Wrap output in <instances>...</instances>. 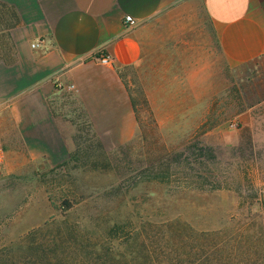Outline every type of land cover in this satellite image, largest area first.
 I'll return each mask as SVG.
<instances>
[{"label":"rangeland","instance_id":"rangeland-1","mask_svg":"<svg viewBox=\"0 0 264 264\" xmlns=\"http://www.w3.org/2000/svg\"><path fill=\"white\" fill-rule=\"evenodd\" d=\"M139 39V62L116 70L131 138L79 114L67 154L5 153L0 264L35 254L27 237L56 240L51 264H264V59L229 67L198 1Z\"/></svg>","mask_w":264,"mask_h":264},{"label":"crops","instance_id":"crops-1","mask_svg":"<svg viewBox=\"0 0 264 264\" xmlns=\"http://www.w3.org/2000/svg\"><path fill=\"white\" fill-rule=\"evenodd\" d=\"M193 1L229 67L264 59V0H0L6 155L15 146L35 156L67 154L65 126L79 114L95 132L111 123L119 140L131 138L135 118L116 70L139 62L142 26ZM124 16L136 26L125 27ZM104 54L111 66L99 64Z\"/></svg>","mask_w":264,"mask_h":264},{"label":"trees","instance_id":"trees-1","mask_svg":"<svg viewBox=\"0 0 264 264\" xmlns=\"http://www.w3.org/2000/svg\"><path fill=\"white\" fill-rule=\"evenodd\" d=\"M199 148H198V151H199V153L201 154L202 153V151H205V152H208V154H210L211 156L213 155L212 154V152H211V149L209 148V147H205L204 145H202L201 143H199ZM185 179H188V178H191L190 177V175H185V177H184ZM184 187H182V188H189V187H187L186 185H183ZM192 189L193 190H203V188L202 187H198V186H196L195 185V187H192ZM211 189L213 190V187H211ZM214 189H218V188H214ZM37 234V233H36ZM32 237V236H31ZM25 242H26V248H25V250L28 252V251H31V253L33 252V250H34V252H35V254H32V255H29L28 257H26V256H24L23 257V261H19V264H43L44 262H46V263H44V264H51V262H52V259H53V257H52V259L50 258V254L52 253H50V254H48V256H46L45 255V252L47 251V250H50L51 248H50V245L52 246V245H54V243L56 242V240L54 239V238H50V239H48V240H42L41 242V244H37L36 243V239H34V237H32V238H28L27 237V239H25ZM25 246H23V247H19V258H21V256L24 254V252H22L21 250H23L24 249V247ZM33 246V247H32ZM46 246V247H45ZM37 248V249H36ZM31 249V250H30ZM39 250V251H38ZM10 254V253H9ZM8 254V255H9ZM46 256V257H45ZM52 256H54V255H52ZM32 258H34V260H31ZM43 259L45 260L43 263H42V261H43Z\"/></svg>","mask_w":264,"mask_h":264},{"label":"built area","instance_id":"built-area-1","mask_svg":"<svg viewBox=\"0 0 264 264\" xmlns=\"http://www.w3.org/2000/svg\"><path fill=\"white\" fill-rule=\"evenodd\" d=\"M123 23H124L125 27H127V28H133L136 26L134 19L130 16H124ZM31 46L35 47V45H31ZM98 62H99V64H101L103 66H107V67L112 65L111 58L108 54L102 55L98 59ZM5 162H6L5 152L3 150L1 139H0V172L4 168Z\"/></svg>","mask_w":264,"mask_h":264}]
</instances>
